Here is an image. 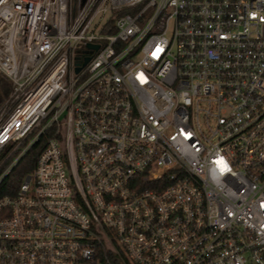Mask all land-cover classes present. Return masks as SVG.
Segmentation results:
<instances>
[{
	"label": "built area",
	"instance_id": "built-area-1",
	"mask_svg": "<svg viewBox=\"0 0 264 264\" xmlns=\"http://www.w3.org/2000/svg\"><path fill=\"white\" fill-rule=\"evenodd\" d=\"M0 74V264H264V0H0Z\"/></svg>",
	"mask_w": 264,
	"mask_h": 264
},
{
	"label": "trees",
	"instance_id": "trees-1",
	"mask_svg": "<svg viewBox=\"0 0 264 264\" xmlns=\"http://www.w3.org/2000/svg\"><path fill=\"white\" fill-rule=\"evenodd\" d=\"M12 93V83L4 75L0 74V109L8 100L10 94ZM45 146V140H41L35 147H33L30 152L24 157L19 166L16 168L12 175V180L10 183L12 185H19L23 178L30 174L36 162V158Z\"/></svg>",
	"mask_w": 264,
	"mask_h": 264
},
{
	"label": "water",
	"instance_id": "water-1",
	"mask_svg": "<svg viewBox=\"0 0 264 264\" xmlns=\"http://www.w3.org/2000/svg\"><path fill=\"white\" fill-rule=\"evenodd\" d=\"M84 2H85V0H83V3H84ZM94 48H96V49H97L98 47H94Z\"/></svg>",
	"mask_w": 264,
	"mask_h": 264
}]
</instances>
